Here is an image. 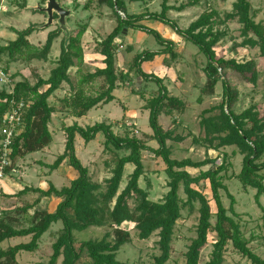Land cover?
<instances>
[{"label": "trees", "instance_id": "obj_1", "mask_svg": "<svg viewBox=\"0 0 264 264\" xmlns=\"http://www.w3.org/2000/svg\"><path fill=\"white\" fill-rule=\"evenodd\" d=\"M137 1L143 0H91L85 5L86 10L92 4H96L98 9L111 8L117 23L113 32L99 43L96 50L99 55L104 57L102 62L105 66L104 69H97L93 73L81 72L80 67L84 65V56L80 42L88 29L85 24L82 30L71 38L68 46H66L65 39L63 40L61 55L56 60V67L51 71L48 79L39 78L37 83L32 85L26 80L15 83V77H12V90L10 92L5 89L0 90V143L3 117L8 113L11 101H23L26 104L22 131L12 140L9 149L10 165L5 168L4 173L5 176L10 177L12 172L18 168L19 163L27 156L45 152L51 146L53 135L49 126L53 121L56 109L51 106L49 100L62 88L63 84H68L71 87L72 94L69 98L62 100V107L68 110L72 117L82 118L92 110L114 102L113 94L120 83L127 85L128 81H132L133 78H139L146 83H156L159 87L157 95L147 100L145 109L150 112V127L153 130V139L158 143L159 148L150 147L145 141L137 138L118 137L114 133L113 127L104 123L86 128L78 124L65 126L63 128L66 140L65 151L52 165L48 166V169L56 171L68 163L77 172L78 177L71 182L69 187L60 190L53 185H50L47 190L25 186L15 195V197H22L36 193L40 197L33 204L26 205L15 212L0 214V264H20L18 256L22 252L34 253L38 251L43 236L51 230L55 223H62L63 228L56 234L50 246L48 261L40 264H79L83 260L84 254L92 264H122L117 261V256L122 248L129 245L132 240L130 231L125 226L127 223L134 225V229L138 232V238L142 241H147L158 233L159 254L153 256V264H168L173 251L175 229L182 219V211L184 208L193 211L196 203L199 205L197 237L191 241L188 247L185 264H201L202 250L208 246V238L211 234L216 236V240L210 259L206 264H225V254L230 245L250 264H264V259L251 248L252 241H256L257 238L247 239L242 232L241 223L236 220L238 217L234 209L236 201L224 183L223 174L228 170L226 162L216 166V160L211 158L200 162L172 158L171 149L167 146V141L172 139L171 134L163 130L160 116L162 112L181 114L184 112L185 104L169 95L162 79L145 73L143 65L153 62L156 57L161 55L170 56L173 61H176L179 55L174 42L164 39L157 31L143 26L142 23L155 20L171 27L177 34L197 46L206 57L204 73L207 82L203 93L213 96L217 86L221 83L223 96L220 105L206 112V114H212L219 110V114L202 121V126L206 130L205 138L194 139V144L202 145L213 151L232 147L235 149L234 155L243 156L241 172L232 176L231 179L239 181L244 192H247L248 189L256 190L255 201L259 204L260 199L264 198V177L261 175L264 171V116L255 118L254 107L241 113L236 111L235 107L240 99L238 88L231 85V81L227 77L229 73H234L240 82L244 81L255 85L259 78L258 67L251 60L238 62L234 58L217 57L215 50L224 35L221 30L217 29L223 20L219 19V13L215 10L206 12L192 22L188 28L181 29L166 15L173 10L183 12L187 7L192 6L191 4L172 8L165 1L161 13L145 11L142 14H129L127 3ZM3 2L4 0H0V9ZM196 3L197 1H195ZM80 6L81 4L76 3V9ZM23 8L26 9V6ZM234 8L235 12L228 13L226 20L238 18L243 27V35L249 37L248 44L259 47L264 59V24L256 22L258 12L252 8L249 0H238ZM32 11L36 14L42 13L39 10L32 9ZM125 29L153 35L163 50L144 51L136 55L128 73L122 74L117 67L116 41L121 39ZM37 31L38 26H30L22 31L13 30L17 39L0 47V62L4 56L13 63L21 60L48 61L53 44L62 32L57 29L49 33L44 47L42 50H38L29 41V38ZM75 66L79 67L80 80L76 86H73L68 72ZM4 72L8 74L6 69ZM97 80H102V86L94 94H88L87 87ZM132 92L142 100L146 99L144 90L137 91L134 88ZM245 123L249 124L251 128H246ZM100 133L104 134L107 146L111 145L117 151L126 150L129 152V155L115 159V165L111 171L112 176L105 180L104 186L92 180L89 169L83 166L78 159L75 146L77 137L89 144ZM144 152L153 154L157 159H162L166 166L168 193L162 202L150 200L149 193L140 186V179L145 172ZM128 165H133L135 169L130 175L128 184L120 193L125 168ZM208 166L211 167L208 170H203ZM189 170H200V172L199 175L193 176ZM204 182L209 184L211 195L198 189ZM181 188L186 195V200L179 196ZM223 192L227 193L231 201L229 209L223 203ZM15 197L9 196L8 198ZM51 197L60 200L54 213L36 210L32 216L31 225L28 228H18V218H15L14 215H27L31 209L41 203L42 198ZM212 202L216 207L215 213L211 208ZM90 228L106 229V233L100 240L83 241L77 244L74 232H82ZM27 237L30 238L28 243L4 246L6 241Z\"/></svg>", "mask_w": 264, "mask_h": 264}, {"label": "rangeland", "instance_id": "obj_2", "mask_svg": "<svg viewBox=\"0 0 264 264\" xmlns=\"http://www.w3.org/2000/svg\"><path fill=\"white\" fill-rule=\"evenodd\" d=\"M90 1L59 0L63 8L75 12L74 16L68 19L72 37L76 36L85 24L88 26L87 32L80 42L84 56V65L80 69L84 73H93L97 69L105 68L102 65L103 61H101L103 57L96 50L99 43L104 41L117 25L112 9L109 7L98 9L96 4H92L86 10L85 5L88 2L90 3ZM165 1L172 8H179L182 5H192L187 7L183 12L173 10L166 15L168 19L174 21L181 29L188 28L192 22L196 21L206 12L215 10L219 13V19L223 21L217 29L221 30L224 36L215 50L217 57L234 58L238 62L251 60L256 63L259 70V78L255 85L249 82H240L236 79L234 73L227 75L228 80L231 81V85L238 88L240 99L235 107L236 111L241 113L250 107H254L255 118L263 117L264 59L261 56L260 48L248 44L249 37L243 35V27L238 18L226 20L228 13L235 12L234 6L238 0H143L134 3L128 2L127 11L129 14H142L145 11L161 13L162 5ZM195 1H197L196 4ZM249 1L252 8L258 12L256 22L264 24V1ZM76 3L81 4L77 9ZM24 6H26V9L23 8ZM45 7L46 0H4L0 9V47L6 46L9 42L17 39V35L13 30L22 31L30 26H38V31L29 38V41L35 48L42 50L47 41L48 34L58 29L56 22L50 28L43 29L42 27L47 22L46 14H36L32 11L34 8L44 9ZM143 26L157 31L164 39L174 42L176 51L180 52V58L176 61H173L168 56V59H165L166 61H163L164 58H162L146 63L148 64L147 70L149 73L162 78V82H164L169 95L183 101L185 104L184 112L181 114L176 112L166 114V112H162L160 116V124L163 130L171 134L172 139L167 141V146L171 149L172 158L176 160L191 159L194 162L211 158L216 160V166H220L224 161L226 162L228 170L223 174L225 177L224 183L227 186L228 192L236 201L234 206L238 214L236 220L241 223L242 232L247 239L251 237L257 238L256 241H252L251 248L258 256L264 259V198L260 199L259 205L255 201L256 190L248 189L247 192H244L241 183L235 179H231L232 176L238 175L241 172L243 168V156L239 154L234 155L235 149L232 147L217 152H210L206 147L194 144V139H201L206 136V130L202 126V121L205 118L219 114V110L214 111L212 114H206V112L220 105L223 96L222 84L220 83L217 86L213 96L205 95L203 88L207 82V78L204 68L206 67L207 59L199 51V48L163 23L151 20L146 21ZM140 34L142 33L127 31L123 33L121 39L116 41L118 50L117 67L122 74L128 73L134 57L138 53L146 50L153 52L160 48L153 35ZM64 39L65 36L62 33L53 44L48 61L21 60L13 63L9 62L8 58L4 56L0 62V71L4 72L6 69L8 74H6V82L0 83V90L5 89L9 92L12 90V77H15V83L26 80L32 85L36 84L39 78L48 79L51 71L56 67V60L61 55ZM165 63L166 65H173L172 68L167 69ZM78 70L79 67L75 66L68 72L73 86H76L80 80ZM133 81L134 83L132 84ZM128 83H131L129 88L127 85L120 83L118 87L120 91H116L115 96L121 98L123 102H126L125 104L129 105L130 113L126 114L124 103L121 106L116 101V103L106 106V108H110L109 110L100 112L103 114L100 120L92 121L91 117H89L82 120L79 125L82 127L94 126L97 122L107 123L106 120L109 119L110 123H114L113 131L118 137L137 138L145 141L150 147L159 148L158 143L153 139V130L150 127V112L145 109L147 100L157 95L159 87L154 82L146 83L139 78H133ZM102 84V80L95 81L91 86L87 87L88 93L94 94L100 89ZM124 87L127 88L125 89ZM70 88L68 84H63L60 91L54 96V99H50L51 105L58 106L57 97L64 96V91L68 92L71 90ZM134 88L137 91L144 90L146 99L142 100L140 97L134 95L132 92ZM122 91L129 97L123 98L124 94ZM94 112L96 111H92L91 114ZM125 115L131 118L132 121L123 119ZM176 120H180L181 123H173ZM68 124L70 125L71 123L69 122ZM245 125L246 128H251L249 124L245 123ZM58 129H60V124L58 120H55L52 123V130L57 134H55V141L51 147L59 155L65 149V136L61 132H57ZM75 146L77 157L83 166L89 169L92 180L103 186L105 180L112 176L111 171L115 165V159L129 155V152L126 150L117 151L113 146H107L106 138L102 133L98 134L96 139L89 144H86L79 137ZM42 156L43 153L41 152L29 155L26 160L20 162L17 170L12 172L10 177L6 176L0 180V214L15 212L17 209L33 204L40 197L36 193L15 197L22 190L21 188L25 186L43 190H47L50 185H53L58 190L70 186L71 181L74 179L68 174V169L56 170L57 172L50 171L43 162L47 160V162L53 163L55 162L54 159ZM37 159L40 160L36 162L35 160ZM143 165L145 172L144 176L140 179L141 188L149 193L150 200L162 202L168 193V177L165 172L166 166L164 162L162 159H157L153 154L144 152ZM210 167H205L203 170H208ZM70 169L74 170L71 167ZM134 169L133 165L126 166L120 193L128 184L130 175ZM189 172L193 176H197L200 170H189ZM261 175L264 177V171ZM198 189L211 195L210 186L207 182L201 183ZM9 196L15 198H8ZM179 196L181 199L186 200L183 188L180 189ZM222 196L225 207L229 209L231 201L227 193L223 192ZM59 202L60 200L55 197L42 198L41 203L31 209L27 215H14L15 218H18V228H28L31 225L32 216L36 210L54 213ZM198 208L199 205L196 203L193 211L189 208L183 209L182 219L178 222L175 229L173 251L168 264H185V254L188 251V247L191 241L197 237V225L199 223ZM211 208L213 213H215L216 207L213 202L211 203ZM229 215L232 216L231 213ZM212 222L214 223L215 221L213 220ZM125 226L130 231L132 240L129 245L124 246L119 252L117 261L122 264H153V256L159 254L157 245L159 240L158 233L154 234L149 240L142 241L138 238V232L134 229L133 224L127 223ZM62 228V223L53 224L51 230L43 236L40 249L34 253L22 252L18 256V262L20 264H40L48 261L50 246L56 234ZM105 233L106 229L90 228L82 232H74V238L77 244H79L83 241L100 240ZM215 240L216 236L211 234L208 238V246L202 250L201 264H206L209 261ZM29 241V237L17 238L6 241L4 246H15L21 243H28ZM79 264H92V262L84 254L83 260ZM225 264H250V262L238 254L232 245H230L225 254Z\"/></svg>", "mask_w": 264, "mask_h": 264}, {"label": "crops", "instance_id": "obj_3", "mask_svg": "<svg viewBox=\"0 0 264 264\" xmlns=\"http://www.w3.org/2000/svg\"><path fill=\"white\" fill-rule=\"evenodd\" d=\"M146 22V21H145ZM144 22V23H145ZM144 23H142V25L144 24ZM151 29V28H150ZM131 31H135V30H131ZM135 32H139V33H142V34H146V33H144V32H142V31H135ZM142 34H140V35H142ZM170 41V40H169ZM145 43H146V41H145ZM144 45H146V44H144ZM150 48H151V46H150ZM161 50H163V47H161L160 46V48L159 49H157V50H154L153 52H158V51H161ZM147 51V50H146ZM177 53H178V55H179V57L178 58H180V52H178V51H176ZM141 53H143V52H140V53H138V54H141ZM137 54V55H138ZM162 58H164V60L163 61H166L167 59H168V56H164V55H161V56H158V57H156L155 58V60L156 59H162ZM101 59H103L104 60V57L103 58H101ZM166 59V60H165ZM103 60H101V61H103ZM102 65H104V64H102ZM165 65H166V63H165ZM167 67V69H171L172 68V66L170 65V64H167L166 65ZM102 67H104V66H102ZM101 67V68H102ZM147 67H148V64H144L143 65V71L145 72V73H147V74H151V73H149V71L147 70ZM171 67V68H170ZM167 73H169L168 71H167ZM160 79H162V78H160ZM134 83V81L132 82V84ZM130 84L131 83H127V86H128V88H129V86H130ZM163 84H164V82H163ZM165 86V85H164ZM166 87V86H165ZM125 89L127 88V87H124ZM71 89V88H70ZM124 89V90H125ZM87 90V89H86ZM121 90H123V89H121ZM128 90V89H127ZM60 91V90H59ZM59 91H57L52 97H51V99H54V96L59 92ZM116 91H120V88H118ZM115 91V92H116ZM115 92H114V97H115V101L114 102H112V103H110V104H113V103H116V101H117V104H120L121 106H123L126 102H123V100L121 99V98H119V97H117V96H115ZM87 93H88V90H87ZM122 93L124 94V97L123 98H128L129 96H127L126 94H125V92L124 91H122ZM71 94H72V91L70 90V91H64V96H62V97H57V103H58V106H54V105H51V106H53L55 109H56V112H55V114L53 115V121H52V123L55 121V120H58L59 121V124H60V129H58L57 130V132H61L62 133V135L64 134V132H63V128L66 126V127H69V126H72V125H74V124H78L79 125V123L82 121V120H84V119H87V118H89V117H91V119H92V121H95V120H100L101 118H102V116H103V114H101L100 112L101 111H106L107 109L109 110L110 108H106V106H108V105H110V104H108V105H104V106H100V107H98L97 109H94V110H92V111H96V112H94V113H92L91 114V112H89L88 113V115L87 116H84V117H82V118H75V117H72L69 113H68V110H66L64 107H62L63 106V103H62V100H64L65 98H69L70 96H71ZM89 94V93H88ZM49 102H50V100H49ZM128 102H130V101H128ZM127 102V103H128ZM122 103H124V104H122ZM50 104H51V102H50ZM124 109H125V112H126V114L127 113H130V107H129V105L128 104H125V106H124ZM123 119H125V120H127V121H132V119L131 118H129L127 115H125V117L123 118ZM109 119H107L106 120V122L107 123H104V124H106V125H111L112 127H113V125H114V123H110V121H108ZM177 122V124L178 123H181V121L180 120H176ZM71 123L70 125L68 124V123ZM52 123H51V127L49 126V129H50V131H51V133H52V135H53V142H52V144L51 145H53V143H54V138H55V134H57V133H55L53 130H52ZM174 123V122H173ZM175 123V124H176ZM96 124H99L98 122L96 123ZM80 126V125H79ZM82 127V126H81ZM86 127H88V126H86ZM86 127H83V128H86ZM65 136V135H64ZM79 139V137H77V139H76V142H77V140ZM66 141V140H65ZM180 141H181V139H180ZM197 145H199V144H197ZM64 151H65V149H64ZM210 152H217V151H213V150H210ZM41 153H43V156L42 157H46V158H52V159H54V161L59 157V156H61L62 154H57V153H55L54 151H53V149H52V147L50 146L49 147V149L48 150H46L45 152H41ZM76 153H77V151H76ZM28 157V156H27ZM27 157H26V159H27ZM56 158V159H55ZM25 159V160H26ZM40 159H37V160H35L36 162L37 161H39ZM22 161H24V160H22ZM43 163H45L44 165L48 168V166L49 165H52L53 163H49V162H47V160H44V162ZM20 164V163H19ZM62 169H68V174L70 175V177H73V179L75 180L77 177H78V174H77V172H75L74 170H71L70 169V166L68 165V163H66L65 165H63L62 167H60L57 171H60V170H62ZM70 169V170H69ZM17 170V169H16ZM16 170H14L13 172H15ZM57 171H54V172H57ZM7 177H9V176H7ZM74 180H72V181H74ZM71 181V182H72ZM29 187V186H28ZM32 188V187H31ZM56 188V187H55ZM21 189H23V188H21ZM34 189H37V188H34ZM43 190V189H42ZM45 190V189H44ZM21 191V190H20ZM9 195V194H8ZM11 195V194H10ZM60 203V202H59ZM59 203L57 204V206L59 205Z\"/></svg>", "mask_w": 264, "mask_h": 264}, {"label": "built area", "instance_id": "obj_4", "mask_svg": "<svg viewBox=\"0 0 264 264\" xmlns=\"http://www.w3.org/2000/svg\"><path fill=\"white\" fill-rule=\"evenodd\" d=\"M123 17L124 15L121 14ZM7 80L6 74L0 71V83H5ZM26 104L23 101L12 100L8 113L3 117L2 121V140L0 143V180L4 179V170L9 163V149L12 140L22 131L23 115Z\"/></svg>", "mask_w": 264, "mask_h": 264}, {"label": "water", "instance_id": "obj_5", "mask_svg": "<svg viewBox=\"0 0 264 264\" xmlns=\"http://www.w3.org/2000/svg\"><path fill=\"white\" fill-rule=\"evenodd\" d=\"M34 10H39L47 16V22L42 27L43 29H48L53 26L55 22L57 23L58 29L64 33L66 46H68L72 38V31L68 25V19L72 18L75 12L73 10L63 8L60 5L59 0H46V7L44 9L34 8ZM126 32L127 29H125L123 33Z\"/></svg>", "mask_w": 264, "mask_h": 264}]
</instances>
